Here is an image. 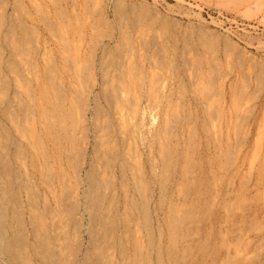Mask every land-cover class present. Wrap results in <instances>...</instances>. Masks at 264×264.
<instances>
[{"label": "rangeland", "instance_id": "1", "mask_svg": "<svg viewBox=\"0 0 264 264\" xmlns=\"http://www.w3.org/2000/svg\"><path fill=\"white\" fill-rule=\"evenodd\" d=\"M64 36L71 43L73 54L81 47L80 53L83 57L87 55L86 58L94 48L98 50L99 60L105 58L108 63L121 55L125 59L129 54L124 68L129 65L135 73L129 100L140 98L139 104L147 112L146 122L151 121L154 111L156 126L161 127L163 139L156 138L151 147L149 139L138 136L137 146L132 150L122 149L120 134L115 132V153L116 150L135 153L136 159L131 163L137 171L139 164L146 177L142 183L148 190L147 196L125 195L120 189V171L112 172L116 154L112 155L109 150L113 144L104 140L113 134L103 130L102 136H105L101 144L93 128L100 121L94 107L98 102L104 109L100 112L105 116L104 123L115 124L116 128L120 124L104 95L98 70L99 78L90 96L89 123L85 122L83 133L78 132V136L82 135L74 151L84 165L81 191L89 186L85 176L92 167L105 177V184L110 182L115 186L113 189L104 187L107 199L101 210L109 215L107 238L101 243L107 263L264 264V0H0V61L6 66L12 60L22 72L16 82L15 74L6 71L4 78H8L10 87L0 94V106L5 107L11 101L12 110H16L19 106L17 92L26 97L36 83L51 72L53 75L55 72L58 80L68 78L69 71L60 58ZM53 63L59 71L54 68L51 71L52 68L46 66ZM111 69L114 74L115 69ZM45 70L47 75L44 76ZM65 78L58 83L68 84ZM87 85L84 83V89ZM26 100L34 103L29 97ZM50 106L55 115L53 104ZM36 117L42 122L43 118ZM32 121V117L23 121L28 128L24 133L27 137H21L25 147L35 139L33 132L40 130L52 149L49 140L55 130L51 128L45 134L43 123ZM72 121L68 117L67 128L60 122L58 129L65 135L70 134ZM118 161L113 165H118ZM129 177L132 184V174ZM34 181H38L37 176ZM73 181L78 182L75 174ZM37 183L44 202L47 188L40 181ZM133 195L139 206L148 207L149 227L155 238L153 246L149 244V231L141 224L146 216L139 215L131 206ZM73 200L71 198V202ZM132 209L135 221H130L131 230L126 233L125 223L127 218L131 219ZM40 210H44L43 203ZM129 212L131 216L127 217ZM172 214L180 220L177 226L184 223L172 231L176 237V255L171 259L168 254L171 231L167 220ZM88 216L80 207L76 215L77 221L83 220L80 231L74 223L67 226L73 241L67 264H82L86 252L92 249L94 225H89ZM48 221H52L51 217ZM138 221L141 225H137ZM96 225L94 228L102 233L104 225Z\"/></svg>", "mask_w": 264, "mask_h": 264}, {"label": "bare ground", "instance_id": "2", "mask_svg": "<svg viewBox=\"0 0 264 264\" xmlns=\"http://www.w3.org/2000/svg\"><path fill=\"white\" fill-rule=\"evenodd\" d=\"M65 36L67 37V34ZM66 37L64 39L62 38L63 41H62V49L60 51L61 52L60 58H61V64L63 65V67L67 68L69 71L68 76H67L68 80L65 78L66 76L63 77L67 80L66 82H68V84L65 82L61 83V84L58 83L59 80H63V78L62 79L60 78L58 80L57 76L55 75V72H54V75L51 72L50 73L51 75L45 76V75H47L46 73L49 70V69L48 70L46 69L47 71L46 70H45L46 72L44 71L45 74L43 73L46 78H43L40 83L38 81L39 84L36 83L38 86L35 85L33 89L31 87V89H32L31 93L28 92L29 94L28 93L26 94L27 95L26 97H29V99H33L34 103L30 104L29 103L30 101H27L28 99L26 100V97H24V95L21 94L22 92L21 93L17 92L16 97H18L19 99H18V103L15 102V104L17 103L19 106H17L16 110H12V102L11 101L5 107L0 106V264H32L33 261H34V264H35V261H37V264L38 263L39 264H67V262H69V260H68L69 255L68 254H70V252L72 251V246H71L72 244L71 243L73 242V241L71 242V240H70L71 231L69 230L68 227L71 226V224L73 225V223H74L75 227L79 230V228L82 226L83 220L82 221L76 220V215H77V212L80 211V207L83 208L84 211L88 213L89 225H91V226L94 225V226H92V229H91L92 230L91 231V236H92L91 239L92 240H90V241H91L92 247L89 245L92 249H89L86 252L82 264H109V263H107L106 258H105L106 256L104 254V248L105 247L103 248L101 245V243H104L102 241L107 238V233H108L107 232V225L108 224L106 225V219L108 218L109 215L107 214V212L106 213L104 212L106 215L103 214L101 212V210L103 209V205L107 199L106 198L107 195L104 193V191H106L107 188H110V187L112 188L114 186V184L111 185L110 182L105 184L104 183L105 177L103 175H101V173H98L95 170L96 168L92 167L91 171H89L87 176H85L88 178L87 184L89 186L86 189H84L82 187V189H84V190H82L83 191L82 192L80 190L79 185L83 183V179H82L83 177H81V172H82L84 165H83V163H81L78 160V157H76L78 155V153H76L77 154L76 155L75 151H74V149L76 148L75 143L80 142L79 141L80 135H82V134H80L78 136V134L80 133V131L82 130L83 127H85V128H83V130L85 131L86 126H84V124H85V122H88V120H89L87 118V114L92 109L90 107V102H91L90 96L92 95L93 90L97 84L96 81L99 78V77H97L99 69H100V75H101V77L99 79L102 78V82H100V83H102V86L104 87L103 88L104 93H105L104 95H106L109 104L112 106V110L114 113V114L113 113L112 114L115 115L114 117H116L120 121L118 128H116L117 125H115V124L114 125L110 124V126H107V124L104 123V121H106V120H103L105 116L103 117L102 113H100L104 109L102 110L101 107L98 105L99 102L94 106L96 109V110L93 109V110H95V113L98 112L100 114V115H98V113H97V115H98L97 120H100V121L98 122L97 125H94L93 128H94V131L97 135L96 137L97 138L100 137L99 139H101V144H103V137L105 136V135L102 136L103 130H107L106 131L107 133H109L111 131V133L113 134V136L111 137L112 139L111 138L106 139L107 137L104 139V140H107L106 141L107 144L108 143H109V145L113 144V146H111L110 147L111 149L109 150L112 153V155L116 154L114 150L117 147V142L114 141L115 139H113L116 131H118V133L120 134V137L122 139L121 141L123 142V144H121V146L122 145L124 146V147H122V149L124 148V150L125 149H131L132 150L133 147L136 148L137 143H138V141H137L138 136L140 138H141V136H145L144 139L145 138L149 139L150 143H151V147L155 143L156 138H158L159 140L163 139V138H161L162 137V133L160 131L161 127L156 126V122H155L156 121V114L154 116H152L154 111L152 110L153 112L151 113L152 114L151 115V121L147 123L146 122V118H147L146 113L147 112L139 104L138 100H140V98L138 100L134 99V101L129 100L128 93H129V90H131L130 86H131V84H133V83H131V81L134 80L133 75L135 74L133 72L134 70H132L129 65L124 68L125 63H127V61H128L129 54L127 55V57L125 59H123L124 55H121L120 57H118V58L116 57L114 60H112L108 63L104 60L105 58H103V57H102L103 59L101 61L99 60L98 50L94 48V49H91V52H90L91 54L89 55V57L86 58L87 55L85 57H83V55L80 53L81 47L78 48L77 49L78 51L73 54L72 45L67 40L68 37H67V39H66ZM61 40H60V42H61ZM143 52H144V50H143ZM86 54H88V53L86 52ZM18 58L20 59V57H18ZM3 63H4V61H3ZM48 65H49L50 69L52 68L51 71H54L53 68L55 69L57 67V64L54 65V63H53V65L47 64L46 66L48 67ZM5 67H7V69ZM111 68L115 69L116 72L114 74H112V71L110 72V70H112ZM6 71H8L7 73L10 72L11 75L15 74L14 79L16 80V82H18L20 80L21 75H22L21 69L16 67V65H14L12 63V60H9L8 63L6 64V66H5V64H2L0 61V94L7 91L8 86L10 87V83L7 80L8 78H6V77L4 78ZM56 71H59V70H56ZM65 72L67 73V70H65ZM48 73H49V71H48ZM60 73H59V75H60ZM140 76H142V75H140ZM42 77H40V78H42ZM136 79H137V77H136ZM38 80H39V78H38ZM84 83L89 84L86 86L87 89H84ZM150 86H151V84L149 85V87ZM149 89H151V88H149ZM136 90H137V88H136ZM87 91H88V95L86 97L85 94ZM101 93H102V91H101ZM99 94H100V92H99ZM157 94H158V92H157ZM149 95H151V94H149ZM148 97L150 98V96H148ZM107 100H105V101H107ZM237 102H238V99H237ZM51 104H53L52 110L55 113V115H53L51 112V109H50ZM244 104H245V102H244ZM3 105H5V104L3 103ZM15 106L16 105H14V107ZM91 106H92V104H91ZM167 107H168V105H167ZM210 109H211V107H210ZM176 110H178V109H176ZM92 112H94V111H92ZM95 113H94V116H95ZM37 115H39L40 118H43L42 122H41V119L40 120L37 119V117H36ZM113 115L110 114V117ZM106 116H108V115L106 114ZM237 116H238V114H237ZM30 117H32L34 120L32 122H40V124L43 123V125L41 124L42 126H44V128L42 127L43 128L42 131H44L45 134H46V131L50 130L51 128L55 130V133H53V135L51 136V138L49 140V141H51V145H53V147L51 146L52 149H49V146H47L48 141H47V143L45 142L44 139H46V138H44L42 131H41L42 134L39 133L40 130H35L33 132V133H35V137H34L35 139L32 142L28 143L29 147L28 146L25 147V144L22 141L21 137L23 135L26 136V134H24V133H25V131L27 133L28 128L24 126L23 121L28 120ZM68 117L72 118L73 121L71 123L70 134L67 133L65 135L58 128H59L60 122H61V124L64 123V127L63 126H61V127L67 128ZM107 118L109 119V117H107ZM157 118H158V116H157ZM91 119H90V121H91ZM112 119H114V118H112ZM110 120H111V118H110ZM139 120H140V122H139ZM93 123H94V121H93ZM115 123H117V122H115ZM230 123H231V121H230ZM68 126H69V124H68ZM114 126H116V127H114ZM214 128H216V127H214ZM108 129H110V130H108ZM220 129H221V127L219 128V130ZM64 131L67 132V129H65ZM81 133H83V132L81 131ZM86 133H88V132H86ZM167 133H170V132H167ZM88 134H91V133H88ZM107 136H109V135H107ZM96 137H95V139H97ZM47 139H48V137H47ZM28 140H30V139H28ZM66 141H67V144H66ZM84 141H85V138H84ZM87 142H89V141H87ZM107 144H105V145L107 146ZM134 144H135V146H134ZM97 147L99 148V146H97ZM30 149H32V150L35 149V151L32 152V150H30ZM116 151H117V154L115 155L113 163H115V160H117V159L119 160L118 165L116 164L118 169L115 170L116 165L115 164L113 165V163L111 161L110 162L112 163L111 167H113L112 172L114 174H117V172L120 171V174L122 177V181H121L122 188H120V189H122V192L125 195L132 193L134 195L139 194L140 196H143V195L147 196L148 190L145 188V185L143 186V183H142L143 179L146 178L143 171H142L143 168H141L138 164L137 166L139 167V169L137 171L136 166L131 163L133 158H134V160L136 159V154L131 153L130 150H129V152H123V153H120V151H118V150H116ZM163 151L165 152V150H163ZM166 151H167V147H166ZM168 152L169 151H167V153ZM83 154H86V151ZM170 156H171V154H170ZM28 158H29V160H28ZM97 158H99V156ZM228 158H230V157H228ZM103 162H107V161H103ZM162 162H163V160H162ZM101 164H102V162H101ZM165 164H167V163L165 162ZM104 166H106V165L104 164ZM142 167H144V166H142ZM152 167H154L153 164H152ZM107 168H108V166H106V169ZM70 171H71V173H70ZM74 174L78 177V182L76 181L77 183H75L73 181V175ZM130 174H132V179L134 181L132 184L130 183V180H131L130 179L131 177H129ZM36 176H37V180L40 181V184H42V185L44 184V186H46L45 188H47V190H48V191L46 190L47 195L44 196V202H42V197H41L40 191H39L38 186H37L38 181H34L35 183L33 182V179H35ZM109 178H111V177H109ZM118 181H119V179H118ZM219 181L221 182V180H219ZM104 187H106V189H104ZM116 188H114V189H116ZM165 191H166V189L163 190V192H165ZM109 192H110V190H109ZM109 194H108V196H109ZM134 195L132 198L133 200H131V206L133 207V209L137 210V213L139 215L146 216L144 218V220L141 221V224L143 226H145V228L149 231V234H148L149 244H150V246H153L155 243V238H154L153 232L150 231L151 228L149 227V222H150L149 218L150 217L147 215L148 207H147V205L139 206L137 201L135 200ZM111 196H112V194H111ZM217 197H218V195H217ZM71 198H73L75 200H73L71 202ZM127 199H129V197ZM113 200H114V198H113ZM126 201H128V200H126ZM42 203H43L44 210H40ZM108 203L110 204V202H108ZM147 204H148V201H147ZM29 206H30V208H29ZM106 207H105V209H106ZM126 208L124 207V209H126ZM133 209L131 212L132 213L131 219H128V218H127L128 220L126 219V221H127V223H125L126 224V226H125V232L126 233L131 230V227L129 226L131 224L130 221L131 220L135 221ZM27 210H28V213H27ZM128 215L131 216L130 212L127 214V217H128ZM65 216H66V218H65ZM49 217H51V219H52L51 222L48 221ZM134 221H132V222H134ZM179 222H180V220H178L177 217H175V215H173V214L167 220L169 230L171 231L170 236H169L170 246H169V252H168L171 259L174 258L176 255V237L174 234H172V231L176 230L178 227H180L184 223V221H183V223L180 226H177ZM111 223H113V222H111ZM96 224H101V225H104V227H106V228L103 227L102 233H100L101 231H98L100 229V227H98ZM113 224H111L110 226L112 227ZM119 224L121 225L122 223H119ZM141 224H140V222H139V224L137 223V225H141ZM95 225L99 229L94 228ZM76 228H74V229H76ZM135 239L137 241L139 239V237L136 236ZM135 239H134V241H135ZM80 243H82V242H80ZM73 246H75V245L73 244ZM123 251H124V249H123ZM130 251H132V250H130ZM137 253H135V254H137ZM239 254H240V252H239ZM95 255H97V257ZM160 255L161 254L159 253V256ZM138 258H140V257H138ZM71 262L73 263V261H71Z\"/></svg>", "mask_w": 264, "mask_h": 264}]
</instances>
